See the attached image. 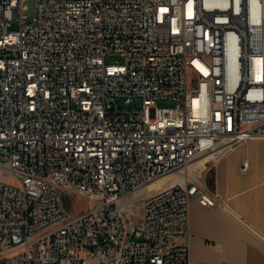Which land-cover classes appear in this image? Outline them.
Returning <instances> with one entry per match:
<instances>
[{
    "label": "built area",
    "instance_id": "obj_1",
    "mask_svg": "<svg viewBox=\"0 0 264 264\" xmlns=\"http://www.w3.org/2000/svg\"><path fill=\"white\" fill-rule=\"evenodd\" d=\"M24 1L0 0V264H190L189 204L264 139V0Z\"/></svg>",
    "mask_w": 264,
    "mask_h": 264
},
{
    "label": "crops",
    "instance_id": "obj_2",
    "mask_svg": "<svg viewBox=\"0 0 264 264\" xmlns=\"http://www.w3.org/2000/svg\"><path fill=\"white\" fill-rule=\"evenodd\" d=\"M210 185L218 205L189 204L190 264H264V139L238 142L221 155Z\"/></svg>",
    "mask_w": 264,
    "mask_h": 264
},
{
    "label": "rangeland",
    "instance_id": "obj_3",
    "mask_svg": "<svg viewBox=\"0 0 264 264\" xmlns=\"http://www.w3.org/2000/svg\"><path fill=\"white\" fill-rule=\"evenodd\" d=\"M23 4L27 7V10L25 11V14L29 16H33L34 10H35V0H25ZM16 25L12 24L11 28H15ZM1 33V30H0ZM105 62L110 64H116V63H122V57L119 54L116 53H110L107 54L105 57ZM160 106H173L174 102L172 101H164L158 103ZM169 174H176V173H169ZM168 175V174H167ZM66 202H68L67 207L70 209V211L73 213L76 210L83 209L84 207L87 208L88 204L84 203V201L76 200L75 198L70 197L69 199H66Z\"/></svg>",
    "mask_w": 264,
    "mask_h": 264
},
{
    "label": "bare ground",
    "instance_id": "obj_4",
    "mask_svg": "<svg viewBox=\"0 0 264 264\" xmlns=\"http://www.w3.org/2000/svg\"><path fill=\"white\" fill-rule=\"evenodd\" d=\"M203 160V159H202ZM202 160H196L191 164L192 169H198L201 165ZM181 178L177 174H168L162 176L161 178L157 179L156 181L149 184V188H156L161 185H168L174 181L180 180Z\"/></svg>",
    "mask_w": 264,
    "mask_h": 264
}]
</instances>
